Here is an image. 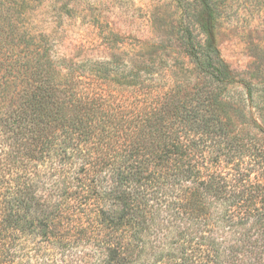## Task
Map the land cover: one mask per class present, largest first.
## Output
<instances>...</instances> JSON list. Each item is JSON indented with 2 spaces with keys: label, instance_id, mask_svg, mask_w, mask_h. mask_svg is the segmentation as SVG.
<instances>
[{
  "label": "trees",
  "instance_id": "obj_1",
  "mask_svg": "<svg viewBox=\"0 0 264 264\" xmlns=\"http://www.w3.org/2000/svg\"><path fill=\"white\" fill-rule=\"evenodd\" d=\"M43 1L0 0V264H264V124L231 93L219 1L176 0L187 59L67 55Z\"/></svg>",
  "mask_w": 264,
  "mask_h": 264
},
{
  "label": "rangeland",
  "instance_id": "obj_2",
  "mask_svg": "<svg viewBox=\"0 0 264 264\" xmlns=\"http://www.w3.org/2000/svg\"><path fill=\"white\" fill-rule=\"evenodd\" d=\"M218 1L217 43L239 80L231 93L243 101L240 107L264 124V0ZM33 11L35 25L51 33L58 50L70 56L100 59L113 47L129 51L148 42L172 48L174 56L187 59L178 54L176 31L182 10L176 0H44ZM183 74L191 88L194 73Z\"/></svg>",
  "mask_w": 264,
  "mask_h": 264
}]
</instances>
